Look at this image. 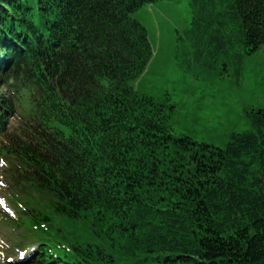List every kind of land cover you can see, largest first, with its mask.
<instances>
[{
    "label": "trees",
    "instance_id": "16d2710c",
    "mask_svg": "<svg viewBox=\"0 0 264 264\" xmlns=\"http://www.w3.org/2000/svg\"><path fill=\"white\" fill-rule=\"evenodd\" d=\"M153 1L0 0V183L26 264H264V108L224 147L174 133L132 85ZM188 4L189 68L240 77L264 0Z\"/></svg>",
    "mask_w": 264,
    "mask_h": 264
},
{
    "label": "rangeland",
    "instance_id": "374dc122",
    "mask_svg": "<svg viewBox=\"0 0 264 264\" xmlns=\"http://www.w3.org/2000/svg\"><path fill=\"white\" fill-rule=\"evenodd\" d=\"M188 2L156 0L132 13L146 28L153 48L151 61L132 85L168 105L174 133L224 147L233 132L251 128L248 110L264 108V45L244 56L240 77L233 67L222 74L195 65L190 69L193 47L185 32L191 22ZM5 206L9 212L3 211ZM18 217L19 208L0 186V264H25L24 253L36 247L30 231L22 225L13 227Z\"/></svg>",
    "mask_w": 264,
    "mask_h": 264
},
{
    "label": "snow or ice",
    "instance_id": "6c2138e0",
    "mask_svg": "<svg viewBox=\"0 0 264 264\" xmlns=\"http://www.w3.org/2000/svg\"><path fill=\"white\" fill-rule=\"evenodd\" d=\"M23 256V254H21Z\"/></svg>",
    "mask_w": 264,
    "mask_h": 264
}]
</instances>
